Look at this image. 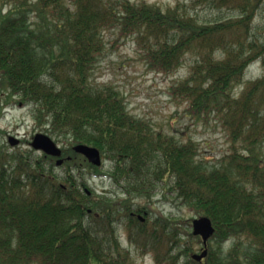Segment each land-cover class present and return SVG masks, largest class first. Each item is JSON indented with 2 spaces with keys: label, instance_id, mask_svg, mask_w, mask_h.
<instances>
[{
  "label": "trees",
  "instance_id": "trees-1",
  "mask_svg": "<svg viewBox=\"0 0 264 264\" xmlns=\"http://www.w3.org/2000/svg\"><path fill=\"white\" fill-rule=\"evenodd\" d=\"M1 2L6 102L30 105L72 158L61 176L51 158L0 144V264H134L117 238L100 242L99 217L112 230L119 210L89 187L85 175L103 170L74 150L79 143L99 148L112 163L104 172L130 199H152L161 188L166 200L212 219L203 261L192 258L202 249L195 216L180 222L150 213L133 221L130 241L156 264H264V74L245 80L248 66L264 65L256 23L264 0H179L165 8L132 0ZM202 7L218 16L202 17ZM110 31L133 39L158 72L173 73L190 59L188 75L171 90L197 119L219 120L231 151L214 163L201 158L197 140L155 128L130 113L116 86L96 83Z\"/></svg>",
  "mask_w": 264,
  "mask_h": 264
},
{
  "label": "rangeland",
  "instance_id": "rangeland-1",
  "mask_svg": "<svg viewBox=\"0 0 264 264\" xmlns=\"http://www.w3.org/2000/svg\"><path fill=\"white\" fill-rule=\"evenodd\" d=\"M132 1L157 3L165 8L176 4L179 0ZM2 7L3 4L0 0V8ZM199 12L202 17L218 16L216 11L204 7L199 8ZM256 23L258 25L257 34L261 35L264 40V6L258 14ZM106 42L107 49L96 65L93 80L98 84L105 83L116 86L125 97L130 113L149 120L155 128L176 135L179 141H186L189 138L197 140L201 158L210 162H216L231 151L232 141L219 120L214 116L208 119H197L189 110L188 105L171 90L175 82L188 75L190 59L177 71L166 74L154 70L147 64L133 39H124L117 32L110 31L106 34ZM262 64L261 61H258L248 66L245 80L262 76L264 74V65ZM242 87H239L238 90H241ZM7 96V91H4L0 86V144L10 151L21 149L27 153L33 149L30 143L22 142L17 146H12L9 143L8 135L32 140L31 137L38 132L48 134L49 132L38 124L30 105L8 103L6 102ZM53 138L56 139L54 136ZM58 144L63 146L62 142H58ZM34 155L41 156L42 152L35 149ZM111 165L110 161H105L104 169L108 170ZM66 168L55 164L52 171L63 176L66 174ZM85 176L89 187L93 188L97 195L107 191L109 194L116 195L117 198L124 197L122 196L123 192L118 189L119 187L114 186L115 183L110 177L91 173ZM130 198L129 204L131 205L148 204L149 214L152 213L153 217L159 213H166L169 216H176L182 222L184 218L197 216L187 207L175 203L172 199L166 200L161 193V188L155 192L152 199L134 198V196L132 199ZM122 242L123 246L130 248V256L134 264H156L152 253H142V250L128 243L124 235ZM229 246L230 242L226 243V250Z\"/></svg>",
  "mask_w": 264,
  "mask_h": 264
},
{
  "label": "flooded vegetation",
  "instance_id": "flooded-vegetation-1",
  "mask_svg": "<svg viewBox=\"0 0 264 264\" xmlns=\"http://www.w3.org/2000/svg\"><path fill=\"white\" fill-rule=\"evenodd\" d=\"M8 138H10V135H8ZM33 138V136L31 137ZM20 139V143H25L28 142L31 144V140L30 139H26V138H19ZM10 143V141H9ZM43 154V153H42ZM45 160H50L49 158H51V160H53L52 162H57L58 158L54 157V156H49L46 154H43ZM54 157V158H53ZM63 157V156H62ZM65 158V157H64ZM52 164V163H51ZM65 165V161L63 162V164H61V166ZM74 165H78V164H74ZM97 176H107L109 177L108 172H100L99 174H96ZM116 187H119L118 189H120L123 192L124 196L122 197H116V195L113 194H109L107 191H105V193H100L98 194V199H102V196H108L111 197L113 199H115L116 203H114V205H116V208H118L119 212L116 214H113L111 216V228L112 230H110V228L106 229L104 227H106V224H103L104 222V217L105 215H101L99 217L100 220V227H99V236L101 238V244L102 246L105 245L106 240L109 241V239L112 238H117L122 244V236L124 235L126 237V239L128 240V243L132 242L129 239V231L132 230L131 229V224L134 221L136 224H138L139 222H145L147 216L149 215V208H148V204H136L138 206V210H135V206L134 204H129V198L131 197L123 187L119 186V184L115 185ZM88 193H90V191H88ZM119 200V201H118ZM126 204H124L125 202ZM133 209L131 211H128V209ZM145 217V219L143 217ZM133 219V220H132ZM108 231H110V233H108ZM122 231V233H121ZM108 233V234H106ZM123 234V235H122Z\"/></svg>",
  "mask_w": 264,
  "mask_h": 264
},
{
  "label": "water",
  "instance_id": "water-1",
  "mask_svg": "<svg viewBox=\"0 0 264 264\" xmlns=\"http://www.w3.org/2000/svg\"><path fill=\"white\" fill-rule=\"evenodd\" d=\"M12 145L19 143V139L15 136L10 137ZM32 146L38 150H43L46 154L61 156L62 148L56 143V141L48 134L39 132L35 135L32 141ZM74 150L88 157L89 161L95 165L102 164L101 151L95 147L80 143L74 146ZM63 159L58 160V164H61ZM193 232L195 235H201L203 238L204 249L201 253L193 254V258L202 261L208 254V240L215 233V226L213 221L208 216H200L193 220Z\"/></svg>",
  "mask_w": 264,
  "mask_h": 264
}]
</instances>
